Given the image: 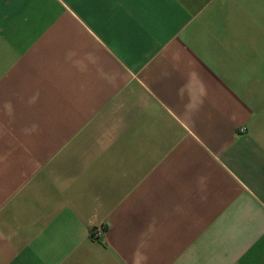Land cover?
Here are the masks:
<instances>
[{"label":"crops","instance_id":"obj_1","mask_svg":"<svg viewBox=\"0 0 264 264\" xmlns=\"http://www.w3.org/2000/svg\"><path fill=\"white\" fill-rule=\"evenodd\" d=\"M0 264H264V0H0Z\"/></svg>","mask_w":264,"mask_h":264},{"label":"built area","instance_id":"obj_2","mask_svg":"<svg viewBox=\"0 0 264 264\" xmlns=\"http://www.w3.org/2000/svg\"><path fill=\"white\" fill-rule=\"evenodd\" d=\"M105 234L104 227H97L91 230V239L94 241H100L103 238V235Z\"/></svg>","mask_w":264,"mask_h":264},{"label":"rangeland","instance_id":"obj_3","mask_svg":"<svg viewBox=\"0 0 264 264\" xmlns=\"http://www.w3.org/2000/svg\"><path fill=\"white\" fill-rule=\"evenodd\" d=\"M91 234V233H90Z\"/></svg>","mask_w":264,"mask_h":264}]
</instances>
